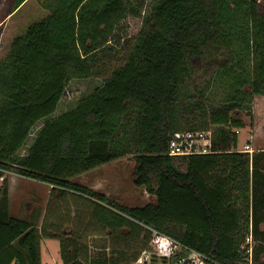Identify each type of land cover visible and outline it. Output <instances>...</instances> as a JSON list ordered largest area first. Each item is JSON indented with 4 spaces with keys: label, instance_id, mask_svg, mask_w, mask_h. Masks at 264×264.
<instances>
[{
    "label": "trees",
    "instance_id": "16d2710c",
    "mask_svg": "<svg viewBox=\"0 0 264 264\" xmlns=\"http://www.w3.org/2000/svg\"><path fill=\"white\" fill-rule=\"evenodd\" d=\"M42 1L50 15L30 24L14 40L10 55L0 59V176L14 172L53 191L87 197L101 215L113 214L104 219L111 227L144 225L205 255V264L242 262L241 246L252 226L261 241V250L254 253L260 264L264 151H236V130L246 124L232 116L243 109L239 101L250 103L264 95V11H258V2L246 3L248 25L237 35L234 26L224 27L227 21L216 0H160L127 60L75 110L52 119L69 81L99 72V53L113 49L108 34L128 8L125 0ZM238 41L241 52L236 53ZM198 60L216 65L215 76L221 79L230 74L217 108L207 107L197 86L193 101L179 102L181 86L192 79ZM42 119L28 152L19 154ZM212 127L215 153L168 155L172 133ZM125 155L135 160L134 185L155 201L130 207L69 180ZM8 183L5 177L0 186V264H41V234L32 223L9 215ZM159 259L168 258L153 256L151 264ZM63 260L113 264L107 257L87 262L77 253Z\"/></svg>",
    "mask_w": 264,
    "mask_h": 264
},
{
    "label": "rangeland",
    "instance_id": "374dc122",
    "mask_svg": "<svg viewBox=\"0 0 264 264\" xmlns=\"http://www.w3.org/2000/svg\"><path fill=\"white\" fill-rule=\"evenodd\" d=\"M159 1L125 0L128 14L110 30L108 46L113 49L107 54L99 53L101 60L99 72L94 70L93 75L88 78H72L58 104L56 112L51 116L52 119L75 110L81 100L92 95L97 88L103 85L111 72L127 60L136 47L137 39L145 29L147 19L154 15ZM216 1L219 3L218 9L220 13L225 16L227 21L224 27L230 25L231 29L234 26L235 28H232L234 30L233 33L239 35L241 28H245L248 25L249 8L246 3L250 0ZM256 1L258 2V11H264V0ZM50 13V10L44 6L42 0H0V59L7 58L10 55L14 40L23 35L30 24L45 18ZM117 36L120 37L118 43L114 41ZM240 45L241 41L235 43L236 53L241 52L238 47ZM224 52V56H228L227 51L225 50ZM216 70V65H207L203 60L193 62L192 79H186L184 84H182L179 92V102L188 104L190 100L193 101L195 96H197L195 89L197 86L199 94H203V100L208 108L213 109L221 106V100L224 97L222 94L228 90L224 81L230 74L225 73V69H220L219 73L222 75L225 73L224 79H221L220 75L218 77L215 76ZM236 71L240 72L241 69H236ZM235 89L231 90L232 94L235 93ZM243 89L247 90L246 87ZM229 97L232 96L229 95ZM245 97V94L238 95V98ZM263 102L264 95L253 97L250 103L239 101L243 105V109L241 112H234L232 116L244 121L247 128L239 129L237 149H244V145L249 143L254 151L252 154H258L257 152H260L258 150L264 147V141L260 143L251 139L256 128L258 131L264 129V114H262V108H260ZM122 119L126 122L125 119L127 118L123 117ZM128 119L134 121L135 115L133 114ZM45 121L46 119H42L33 126L32 133L26 144L19 151V154L23 155L28 152ZM213 129L214 127L210 130L213 131ZM121 134L127 136L124 132ZM128 136L131 138V132ZM127 142H129L128 138ZM134 148L137 149L136 147ZM134 167V157L125 155L106 165L101 170H97V173H86L76 177L74 181L85 182L90 187L103 180L106 184L104 183L99 191H103V193L118 200L121 204L130 207L143 206L156 199L149 195L144 188L134 185ZM2 182L3 180L0 179V183ZM23 182V186L18 189L14 202L18 203L20 199L26 196H31L32 199L39 192L43 194V191L39 189L41 185L38 182L32 180ZM22 208H25L24 210L27 214L30 213L28 206H22ZM56 208L64 210L65 215H69L70 220L67 221L65 219L63 221L56 216L54 238H45L44 234L47 233L48 227L43 230L44 236L41 237L42 244L40 248L41 264H64L63 256L71 258L76 253L79 254L80 259L87 262L91 258L107 257L113 264H133L135 258L139 256L143 249L147 248L155 253L152 246V239H156L154 231L144 225L135 223L124 224L121 227H111L108 223H104V219L114 217L112 216L113 214L107 212V215H101L97 211L98 207L95 202L87 197L66 191L65 201L62 202V205L57 204ZM47 221L49 222V219ZM261 228L264 229V224L261 225ZM260 244L261 241L255 239L256 253L261 250ZM159 260L158 264H174V262H170L172 260L168 261L167 259V262ZM259 262L260 264L264 263V252L259 253Z\"/></svg>",
    "mask_w": 264,
    "mask_h": 264
},
{
    "label": "built area",
    "instance_id": "2783aa9c",
    "mask_svg": "<svg viewBox=\"0 0 264 264\" xmlns=\"http://www.w3.org/2000/svg\"><path fill=\"white\" fill-rule=\"evenodd\" d=\"M236 151L254 153L249 143L244 145V149H237ZM212 153H215V151L213 149V131L210 129L198 131L181 130L171 134L168 145L169 156L189 157ZM5 177L6 174L1 175L0 179L4 180ZM155 235L156 239H152V246L155 253L145 248L140 252L133 264H149L153 256L175 259L174 264H205L206 260H208L205 255L190 248H185L178 241L165 234L155 232ZM241 250L244 252L245 258L239 264H256L254 260L255 238L253 236L252 226L241 246Z\"/></svg>",
    "mask_w": 264,
    "mask_h": 264
},
{
    "label": "crops",
    "instance_id": "0c3cea01",
    "mask_svg": "<svg viewBox=\"0 0 264 264\" xmlns=\"http://www.w3.org/2000/svg\"><path fill=\"white\" fill-rule=\"evenodd\" d=\"M258 96H262V95H256V97H258ZM260 108H262V114H264V102L262 103V106ZM244 128H247V127H244ZM255 130L256 131H255L254 135L251 136V139H254V140L262 143L264 141V129L258 131V129L256 128ZM236 131L238 133L240 132V130H236ZM258 151H264V147H262ZM114 161L115 160H113L112 162H114ZM112 162H110V163H112ZM110 163L100 165V166L95 167L91 170L77 174V175L71 177L69 180L71 182L78 183V184H81L83 186H87L85 184V182H77V181H74V179L76 177H79V176L84 175V174L89 173V172L97 173L96 172L97 170L98 171L101 170L102 168H104L106 165H108ZM6 177L9 180V183H8L9 215L13 218L25 220V221H28L30 223L35 222L32 224L36 226L37 231L39 232V234H41V237L45 235V238H48V239L54 238L53 237L55 235V233H54L55 232L54 231L55 230L54 229V226H55L54 221L56 220L55 219L56 216H57V218H60L63 221H65V219L67 221L70 220L69 215L66 216L64 210H62L61 208H59V209L56 208L57 204L62 205V202L65 201L66 191H63V193H62V191H53L52 187L50 185L44 183V182H41V181H38L35 179H31V178H27L24 176H20L14 172H7ZM26 180L27 181L32 180L34 182H38V184L41 185V186L39 185L40 186L39 189L43 191V194H40V192H39V194L38 195L36 194L32 199H31V196H28V197L26 196L25 198L20 199L18 203L14 202V198L17 195L18 189L23 186V183H24L23 181H26ZM104 183L106 184V182H104L103 180L98 181V183L94 184L93 186H90L89 188L103 193V191H99V190H101V187L103 186ZM1 185H2V183H0V186ZM103 194H105V193H103ZM105 195L108 196L107 194H105ZM109 198H111V197H109ZM111 199L115 200L114 198H111ZM115 201L119 202L118 200H115ZM119 203H121V202H119ZM22 206H28L30 213L27 214L24 210L25 208H22ZM47 219H49V222L47 221ZM47 227H48L47 233H45L43 235V230L46 229ZM46 234H48V235H46ZM41 244L42 243L40 242V248H41Z\"/></svg>",
    "mask_w": 264,
    "mask_h": 264
}]
</instances>
